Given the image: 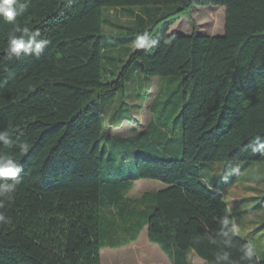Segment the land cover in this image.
<instances>
[{
    "label": "trees",
    "instance_id": "trees-1",
    "mask_svg": "<svg viewBox=\"0 0 264 264\" xmlns=\"http://www.w3.org/2000/svg\"><path fill=\"white\" fill-rule=\"evenodd\" d=\"M207 6L224 8L222 36L169 34ZM106 9L130 13L128 27L111 24L124 32L104 35ZM18 20L49 44L38 58H10L11 26L0 20V130L32 145L26 155L2 149L22 172L3 209L12 222L0 225V264H101V250L134 244L145 228L171 264H191L192 252L213 264L220 249L210 237L227 205L202 167L235 158L264 164V155L237 147L264 136V0H29ZM145 31L157 43L136 49ZM135 64L148 78L179 80L181 157L138 158L134 176L122 178L102 149V97L125 91ZM139 180L164 188L130 198ZM243 243L237 235L230 249L236 264H247L239 259Z\"/></svg>",
    "mask_w": 264,
    "mask_h": 264
},
{
    "label": "rangeland",
    "instance_id": "rangeland-1",
    "mask_svg": "<svg viewBox=\"0 0 264 264\" xmlns=\"http://www.w3.org/2000/svg\"><path fill=\"white\" fill-rule=\"evenodd\" d=\"M133 11L135 14H142L140 8H134ZM129 14L121 9L104 10V16L110 23L103 26L104 35L124 32L111 24L128 27L132 21ZM194 31L202 36H222L225 32L224 8L196 7L189 18L184 17L172 26L169 34L186 36ZM178 82L176 78L152 79L143 76L139 65L135 64L126 81L125 91L119 89L102 97V149L106 156L115 159L122 178L134 176L138 158L160 160L181 157V131L176 124L180 112L177 105ZM169 99L172 103L164 109L163 103ZM166 117H169L168 124H159ZM151 122V129L146 133ZM161 125L162 128H158ZM155 128L162 129L161 134L155 132ZM224 165L225 163H213L202 167L204 182L207 186L215 185L223 191L224 202L231 208V216L239 228L238 236L253 243L260 260H263L264 164L243 163L241 171L227 179L222 178ZM162 188L164 185L158 181L139 180L135 182L129 197L139 198L145 192ZM100 257L101 264H161V259L165 262L168 260L156 245L148 241L146 228L140 233L136 243L120 249H103ZM188 259L191 264H205L194 253L189 254Z\"/></svg>",
    "mask_w": 264,
    "mask_h": 264
},
{
    "label": "clouds",
    "instance_id": "clouds-1",
    "mask_svg": "<svg viewBox=\"0 0 264 264\" xmlns=\"http://www.w3.org/2000/svg\"><path fill=\"white\" fill-rule=\"evenodd\" d=\"M29 11V0H0V20L11 26L7 32L5 52L10 58L21 59L22 57H40L41 53L49 44L43 38L39 29H32L27 25H21L18 18L25 16ZM157 43L152 34L145 31L136 36L134 47L136 49L150 50ZM165 43H171L166 39ZM32 145L27 141H16L8 129L0 130V225L10 224L11 217L7 216L3 209L14 201L20 184L22 168L17 159L9 152L2 149H18L22 155H26ZM241 152L264 155V136L254 135L247 143L237 145ZM242 162L239 158L225 161L223 177L227 179L241 171ZM231 208H225V215L218 220L219 228L215 236L210 237V242L219 247L214 255L213 264H236L231 258L230 249L234 247V238L239 233V228L233 220H230ZM240 261L247 264H259L260 257L253 243H243L239 247ZM207 264V261L205 262Z\"/></svg>",
    "mask_w": 264,
    "mask_h": 264
},
{
    "label": "crops",
    "instance_id": "crops-1",
    "mask_svg": "<svg viewBox=\"0 0 264 264\" xmlns=\"http://www.w3.org/2000/svg\"><path fill=\"white\" fill-rule=\"evenodd\" d=\"M150 91V90H149ZM148 91V92H149ZM150 93V92H149ZM243 164V163H242ZM209 167V166H208ZM209 170H212V168H209ZM211 189H213V190H216V191H218V192H221V193H223V191H220V189L217 187V186H215V185H211V186H209ZM160 190V189H159ZM136 243V242H135ZM190 254H193V252L192 253H190ZM161 264H171L170 262H169V260H167V262H165L164 260H162L161 259Z\"/></svg>",
    "mask_w": 264,
    "mask_h": 264
}]
</instances>
